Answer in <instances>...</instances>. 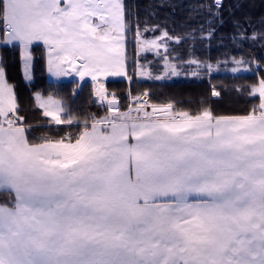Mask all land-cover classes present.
I'll list each match as a JSON object with an SVG mask.
<instances>
[{"label":"snow or ice","instance_id":"snow-or-ice-1","mask_svg":"<svg viewBox=\"0 0 264 264\" xmlns=\"http://www.w3.org/2000/svg\"><path fill=\"white\" fill-rule=\"evenodd\" d=\"M204 8L223 24V0ZM130 15L124 0H0V47L19 48L30 84L42 42L54 78L46 94L32 92L40 116L29 121L0 53V264H264V76L244 114H218L204 98L188 101L195 108L154 101L148 90H129L122 106L104 79H133ZM136 38L139 51L164 49L160 75L137 62L136 76H179L186 63L198 77L205 67L173 63L166 41L181 38L167 31L147 40L137 26ZM252 62L233 57L231 71ZM69 76L91 79L89 103L102 113L73 111L57 87Z\"/></svg>","mask_w":264,"mask_h":264},{"label":"trees","instance_id":"trees-1","mask_svg":"<svg viewBox=\"0 0 264 264\" xmlns=\"http://www.w3.org/2000/svg\"><path fill=\"white\" fill-rule=\"evenodd\" d=\"M213 0H124L130 16L131 31L126 33L131 44L128 57V74L133 77L131 81L126 78L107 79L105 86L109 93L115 91L121 100V105L129 102L128 91L132 95L142 94L145 90L151 93L154 101H167L169 99L184 101L182 107H196L189 104V100L199 101L204 98L211 103L218 114H244L253 103H258V97H249L250 85L264 76V39H233L239 37L244 31L248 37L253 32L264 33V0H223L221 19L209 23L207 9H200L201 5L212 4ZM214 10V9H213ZM239 20L241 26L237 29L233 21ZM137 26L142 32V38L151 40L161 36V31H167L171 37H180L167 40L169 55L178 59L172 61L178 65L190 59H198L204 65L201 75L194 77L188 75L194 69L183 65L179 76H170L163 80L137 78L135 75L136 63L147 66L153 77L163 72L162 55L155 52L140 53L135 51L132 42L136 40ZM155 26V28H154ZM147 28L148 31H144ZM203 29V33L201 31ZM214 29L211 36L204 35ZM34 53L33 79L29 84L23 78L22 61L19 48L11 46L0 47V53L5 57L6 78L16 85L22 111L33 121L40 116V112L33 110L32 92L50 90V83L46 77L45 50L42 44L36 43L31 49ZM244 57L253 61L250 68L232 72L236 67L232 58ZM260 61L257 65L255 61ZM219 62V63H218ZM212 64L213 70L207 71V64ZM76 84L81 88L74 95ZM213 86L220 93L218 97H211ZM61 96L72 106L73 111L84 114L85 112H101L96 104L89 103L92 91V82L77 80L61 81L57 84ZM239 89H243L242 91Z\"/></svg>","mask_w":264,"mask_h":264},{"label":"rangeland","instance_id":"rangeland-1","mask_svg":"<svg viewBox=\"0 0 264 264\" xmlns=\"http://www.w3.org/2000/svg\"><path fill=\"white\" fill-rule=\"evenodd\" d=\"M144 39V38H142ZM151 39H154V38H151ZM129 40V37L128 35L126 34V39H125V56H126V67L128 69V62H129V57H128V53H129V49L131 48L130 47V43L128 42ZM133 46H135V51L137 52V54L139 55L140 53H147V52H144V51H139V45L137 44V39L134 40L132 42ZM45 61H46V57H45ZM137 65V63H136ZM244 70V69H242ZM128 71V70H127ZM50 75V74H49ZM51 77V76H50ZM118 78H124V77H107L104 79V83H106L107 79H118ZM137 78H141L140 76H137ZM54 79V78H52ZM62 79H66V80H72V79H79L78 77H74V76H69V77H61L59 78V80L61 81ZM88 80V81H91V79L89 77H86L85 78V81ZM79 83H82L81 81H79Z\"/></svg>","mask_w":264,"mask_h":264},{"label":"crops","instance_id":"crops-1","mask_svg":"<svg viewBox=\"0 0 264 264\" xmlns=\"http://www.w3.org/2000/svg\"><path fill=\"white\" fill-rule=\"evenodd\" d=\"M37 43H40V44H42V42H37ZM34 45H36V44H34ZM43 45V44H42ZM32 51V50H31ZM33 52V51H32ZM33 60H34V53H33ZM46 62V61H45ZM45 73H46V77H47V79L48 80H53L52 79V77H50V75H49V73H48V71H47V64H46V69H45ZM22 74H23V67H22ZM75 80H77L78 81V83H79V79H75ZM61 81H66V79H62ZM60 80H59V82H61ZM81 82H84V81H81Z\"/></svg>","mask_w":264,"mask_h":264}]
</instances>
